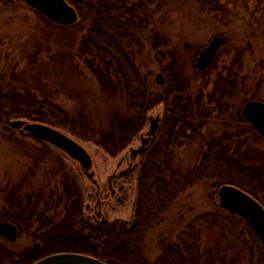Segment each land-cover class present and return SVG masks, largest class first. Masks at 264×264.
I'll list each match as a JSON object with an SVG mask.
<instances>
[{
	"label": "rangeland",
	"instance_id": "rangeland-1",
	"mask_svg": "<svg viewBox=\"0 0 264 264\" xmlns=\"http://www.w3.org/2000/svg\"><path fill=\"white\" fill-rule=\"evenodd\" d=\"M220 4L221 9L214 13L185 0L152 5L137 16L142 18L143 29L125 46L152 90L162 94L167 81L176 79L184 87L182 97H189L192 103L198 98L201 109L208 112L197 139L178 148H171V141L166 145L162 176L170 184L173 199L144 237L141 252L149 263L162 253L158 245L162 241L177 245L194 264H264L261 246L246 223L215 209L216 195L211 203L208 200L218 188H211L213 184L233 182L248 186L244 189L254 191L257 202L264 206V186L234 168V162H239L253 174H264V137L239 119L245 102L264 103V0H221ZM57 26L23 4L0 7V88L15 87L20 94L27 88L89 129L104 132L112 116L126 114L125 103L117 95L103 93L84 68L77 49L85 30ZM215 36L223 42L206 70L212 69L198 73L195 59ZM157 74L163 75L161 86L154 84ZM63 133L89 154L94 179L103 189L108 177L122 169L117 167L120 156L139 145L134 139L124 152L111 157L93 142ZM161 136L158 140H167L165 134ZM213 139L233 157L210 168L206 178H196L195 167ZM234 151L236 155L231 154ZM136 172L137 167L124 184H117L125 188L119 196L123 203L113 202L105 208L108 223L132 221ZM67 189L79 193L83 205L91 204L90 183L64 154L20 132L0 133V217L4 213L24 217L23 209L37 202V214L46 208L50 209L47 215H52L51 209L59 207L55 217L61 219L66 201L61 197ZM29 242L23 235L11 244L0 239L14 253H20Z\"/></svg>",
	"mask_w": 264,
	"mask_h": 264
},
{
	"label": "trees",
	"instance_id": "trees-1",
	"mask_svg": "<svg viewBox=\"0 0 264 264\" xmlns=\"http://www.w3.org/2000/svg\"><path fill=\"white\" fill-rule=\"evenodd\" d=\"M64 1L75 10L77 21L68 27H57H79L80 30H85V35L78 45L77 55L82 59L84 68L95 78L103 93L117 95L123 99L126 114L112 116L106 131L98 133L77 121L66 110L49 101L38 99L27 88H24L21 94L15 87H10L5 91L0 88V133L4 135L20 132L25 137L38 141L21 130L13 128L10 123L14 120L40 123L62 132L67 131L83 141L93 142L107 155L115 157L124 152L131 142L138 139L139 135L145 131L148 116L151 115L157 104L164 103L165 115L158 138L148 144L137 165L136 198L131 222L95 225L79 222V219L84 218L81 213L83 204L80 194L74 195L67 189L61 197L62 200L66 197V201L59 223L56 226L48 221L41 224L45 231L41 237L45 245L43 254L26 259L21 257L20 253L10 252L0 243V264H31L37 259L63 252L88 255L98 258L104 264H194L193 259H188L181 253L177 245L171 243L159 242L158 245L162 253L154 263L147 262L141 252L145 235L157 223L160 215L168 209L173 199L170 184L162 176L166 145L169 146L171 141V148H178L197 139L208 115L206 110L201 109L198 98L192 103L189 97H182L181 90L184 87L178 85L176 79L168 80L162 94L155 95L146 79L141 77L133 59L127 54L125 46L143 29L142 18L140 20L137 16L144 14L148 7L160 6L168 0H115L112 3H93L82 0ZM185 1L200 6L210 13L221 9V0ZM19 4H23L39 14L30 8L24 0H0V7ZM82 24L87 25L82 27ZM71 62L72 67L75 68L73 58H71ZM167 68L171 73L172 69ZM209 70L204 71L208 72ZM197 72L202 73L203 71ZM186 112L189 113L188 116ZM239 119L243 123L245 122L241 116ZM162 134H165L167 140H158L159 137L163 138ZM231 154H235V151ZM232 157L233 155H228L223 144L215 139L210 140L195 167V177L206 178L208 176L206 173L210 168H217L222 161H229ZM234 163L237 172L249 176L255 184L258 182L264 186V174L260 173L261 171L253 174L241 163ZM253 175L257 177H253ZM223 185L234 186L256 200V193L246 190L248 186L245 187L241 183L225 182L218 186L217 184L212 185L211 188H218L208 198L209 202H212V196H217L218 189ZM262 207L264 208V206ZM215 209L225 212L230 217L236 216L221 208L219 203ZM41 217L44 218V216ZM238 218L246 223L242 218ZM0 219L17 224L22 219V215L11 216L4 213ZM246 226L255 242L259 243L248 223ZM55 233H57L56 236ZM259 250L260 258L264 260L261 247Z\"/></svg>",
	"mask_w": 264,
	"mask_h": 264
},
{
	"label": "water",
	"instance_id": "water-1",
	"mask_svg": "<svg viewBox=\"0 0 264 264\" xmlns=\"http://www.w3.org/2000/svg\"><path fill=\"white\" fill-rule=\"evenodd\" d=\"M32 9L51 23L58 26H69L77 21L75 10L64 0H24ZM222 38L215 36L210 39L208 44L198 53L195 59V68L201 72L205 70L212 62L215 54L222 46ZM161 75L157 76V83H161ZM241 117L250 125V127L261 137H264V103L258 101H249L241 109ZM152 115L148 116V129L142 132L139 137V145L136 148L130 147L125 154H130L131 158L137 159L131 169L126 173L131 174L135 171L141 155L144 153L148 144L153 140L157 130L158 123L154 122ZM154 122V123H152ZM10 125L32 136L38 141L49 145L64 154L81 171L85 179L92 183L96 188L98 195V184L94 179L92 171V161L85 149L75 142L72 138L58 129L43 125L40 123H30L23 120H14ZM125 173V172H124ZM123 173V174H124ZM119 176H122L121 174ZM118 176V177H119ZM218 203L225 211L235 214L249 224L256 235L261 249L264 252V209L263 207L247 193L240 189L223 185L217 192ZM0 235L13 240L16 235V229L13 225L0 222ZM32 264H104L98 258L88 255L63 252L45 256Z\"/></svg>",
	"mask_w": 264,
	"mask_h": 264
},
{
	"label": "flooded vegetation",
	"instance_id": "flooded-vegetation-1",
	"mask_svg": "<svg viewBox=\"0 0 264 264\" xmlns=\"http://www.w3.org/2000/svg\"><path fill=\"white\" fill-rule=\"evenodd\" d=\"M158 75H161V78H162L160 84L157 83V76ZM163 81H164V78H163L162 74L155 75V77H154L155 86L162 85ZM153 91H154L155 95L158 94L156 92V90H153ZM160 105H163V109L159 108ZM186 114H187V116L189 115V113H187V112H186ZM151 115H152V118L155 119L154 122L158 123L157 130L155 132V136L153 137V140H156L158 138L161 123H162L163 117L165 115L164 103L161 102V103L157 104L154 107V109L152 110ZM154 122H152V123H154ZM200 122H201V120H200ZM136 158L132 159L129 153L121 155L117 161V167L118 168L122 167V169L119 172L113 173L112 175H110L108 177V179L106 181V188L103 189L102 187L98 186L99 187L98 195H96L95 186L89 182L91 188L93 189V194L89 195L90 200H92V202H91V204L85 203L83 205L81 213H82L84 218L79 219L78 220L79 222L87 223V224H91V225L111 224L113 222H119L122 224L129 223V222L122 221V220L121 221L115 220L111 223H108L106 221V218L104 215V210L106 207L111 205L113 202H117L119 204L123 203V199H120L119 196H121V194L125 191V188H124V185H119V187H117V184H119L120 182L122 184H124L125 180L130 178V175L129 174L126 175V173L129 169H131L133 164L136 163V161L138 159V158L137 159ZM71 163H73V162H71ZM73 165L76 167V169L79 171V173H81L79 168L74 163H73ZM120 174L122 176H119ZM81 175H82V177H84L82 173H81ZM86 185H87V183H86ZM102 193L104 194V196L101 197ZM60 203H61V201H57L58 205ZM30 205H34V206L33 207L32 206H26L23 209V213L25 214V216L22 217L20 222H18L17 224H14L10 221L0 220V222H5V223H8L10 225H13L16 229V235H15V238L13 240H9V239L1 236V235H0V239L4 240L8 244H11L16 239H18L19 236L21 237L23 235V239H25L26 241H28V240L31 241L32 244L29 242L30 244L28 246H26V248H23L20 252L21 257L26 258V259L34 258L36 256H40L41 254H43V252L45 250L44 242L41 240L42 239L41 237L45 233V231L43 230L41 224H44V222L48 221L49 223L54 224L56 226L57 223H59V221H60V218L57 219L55 217V214L58 211L57 208H59V207H56L55 209H51L52 215L54 216L53 217L52 215H47L49 213L50 209H46V208H43V211L38 212V214H37V212L35 210V208L38 205L37 202L32 203V204L30 203ZM36 215H37V217H35ZM41 216H44V218ZM33 218H35V219H33ZM19 226H22V229ZM56 234L57 233H55L54 235L56 236ZM84 235H86V234H84ZM9 251L14 252L11 250H9ZM37 260H39V259H37ZM37 260H35V261H37ZM34 262H32V263H34Z\"/></svg>",
	"mask_w": 264,
	"mask_h": 264
}]
</instances>
